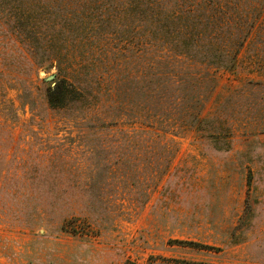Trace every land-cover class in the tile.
<instances>
[{
	"label": "rangeland",
	"instance_id": "rangeland-1",
	"mask_svg": "<svg viewBox=\"0 0 264 264\" xmlns=\"http://www.w3.org/2000/svg\"><path fill=\"white\" fill-rule=\"evenodd\" d=\"M22 1L65 25L70 42L93 38L76 75L105 106L91 122L90 99L49 109L44 89L54 83L46 78L57 70L36 73L4 21L15 2L0 0V264H264V73L247 51L234 72L215 75L199 128L130 142L121 135L129 124L91 125L116 122L110 111L132 120L125 109L114 113L113 99L131 92L121 103L131 102L136 88L148 90L155 53L141 42L143 29L133 21L129 36L117 33L119 0ZM217 130L229 149L211 137ZM24 190L34 197L22 200Z\"/></svg>",
	"mask_w": 264,
	"mask_h": 264
},
{
	"label": "trees",
	"instance_id": "trees-1",
	"mask_svg": "<svg viewBox=\"0 0 264 264\" xmlns=\"http://www.w3.org/2000/svg\"><path fill=\"white\" fill-rule=\"evenodd\" d=\"M14 2L16 4L12 3L10 6L14 12L4 16V21L8 26L10 24L11 30L19 39L23 53L33 59L36 73L39 70L48 73L53 67L57 70L52 78H46L47 81L54 83L44 89L43 98L49 109L67 110L70 103L90 99L92 105L85 110L84 121L100 119L105 105L95 100L96 92L89 91L92 82L76 75L79 69L77 65L80 64L77 62L78 57L88 59V55L91 57L96 49L91 43L93 38L86 40L87 45H79L74 40L70 42L66 37V26L55 25L49 16L39 10L37 5L40 4L34 2L32 12L29 10L32 3L29 2L30 6H26L22 0ZM121 2L123 0L117 2L118 15H113L123 23V28L120 31L117 28V33L123 31L126 37L129 36L125 24H131L133 21L138 29H143L140 35L141 42L144 46H151L155 53L150 57L145 72L153 76L148 79V90L142 95L138 94L137 88L135 89L134 100L131 102L125 100L121 103V100L130 96L131 92L126 94L115 91L116 97L113 102L118 107L112 106L115 107L114 113L119 108L129 111L127 116L132 118L129 123L124 118L125 113L113 114L110 111L112 116L110 119L116 122L111 120L110 124L93 122L91 125L93 129L98 130L107 125L129 124L127 129H121V135L130 142H146L153 137L165 136L166 130L171 128L182 129L184 132L197 129L204 121L201 112L214 88L215 75L219 72H234L241 61L242 51H247L246 58L249 59V64L258 67L259 72L264 73V0H125L124 4ZM15 11H20V15L15 16ZM31 17L32 25H22L23 21L27 22ZM61 36H64L63 41L59 40ZM97 39L102 40L101 50H104L106 38L97 35ZM104 53L108 54L109 50L105 49ZM34 75L38 77V74ZM140 85L139 80L138 86ZM132 104L133 112L127 108ZM94 108L95 110H91ZM114 116L116 117L113 118ZM122 117L123 120L118 121ZM210 135L215 142L221 144L222 149L230 148L229 136L222 131L217 130ZM12 142L14 141L11 137L10 143ZM31 153L35 154L32 157L35 163L42 166L43 155L35 150ZM169 155L171 158L172 152H169ZM28 157L26 155V159ZM28 192L32 191L24 190L17 193L22 200H27L34 197L33 192L30 197ZM7 195L10 199L13 198L14 191L8 190ZM180 242L199 245L205 249L211 248L209 245L196 242L182 240Z\"/></svg>",
	"mask_w": 264,
	"mask_h": 264
},
{
	"label": "water",
	"instance_id": "water-1",
	"mask_svg": "<svg viewBox=\"0 0 264 264\" xmlns=\"http://www.w3.org/2000/svg\"><path fill=\"white\" fill-rule=\"evenodd\" d=\"M50 78H52V75H51V76H49V77H47V79H50Z\"/></svg>",
	"mask_w": 264,
	"mask_h": 264
}]
</instances>
